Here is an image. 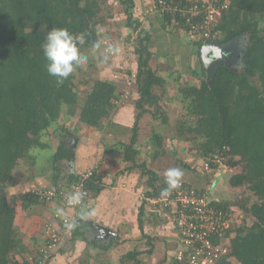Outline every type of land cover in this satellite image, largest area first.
<instances>
[{
    "label": "trees",
    "instance_id": "trees-1",
    "mask_svg": "<svg viewBox=\"0 0 264 264\" xmlns=\"http://www.w3.org/2000/svg\"><path fill=\"white\" fill-rule=\"evenodd\" d=\"M118 1L124 6L126 27L137 35L134 47L139 95L135 102L137 114L132 138L128 144L120 145L124 150V161L132 164L130 169L139 168L143 176L150 177L151 193L148 197L156 198L160 177L145 163H138L136 158L140 150L137 143L140 121L146 114H151L154 119L161 117L163 124L168 123L160 108L166 100L165 93L154 91L159 88L165 90L168 84L152 66V59L157 55L151 49L153 36L140 20L134 18L135 1ZM229 2L218 24L211 29V38L220 45H226L247 37L242 57L244 71L220 65L214 76L208 77L201 60L206 40L195 42L193 45L200 65L194 74L199 72L200 86L179 89L184 97L182 101L185 103L187 100L188 103L185 104L186 115L179 120L176 131L179 138L194 133L201 136L199 151L204 161L210 162L213 172L218 166L212 162L215 156L224 158V165L229 169L240 167L242 171L229 179L230 186H248L257 198L245 210L255 219L254 223L248 228L235 229L231 238V254L218 264H233V261L237 264H264V36L260 29V21L264 19V0ZM100 10L98 0H0V264H21L14 260L12 254H21L25 249L14 226L16 210L8 196L2 193L10 183H14L13 174L20 161L33 166L37 150L49 149L46 139L51 130H61L62 137L58 138L57 149L50 159L55 179H59L63 172L62 164L71 161L75 154L70 140L75 129L66 128L61 118L64 123L78 118L81 124L102 129L115 108L113 100L118 97L116 84L97 79L81 99L72 79L68 77L58 84L56 78L48 74L41 47L47 32L58 27L68 29L73 35L85 33V43L79 47L93 48L94 42L99 41ZM168 21L169 17H162L163 29H167ZM151 144L153 161L166 155L161 134L154 133ZM174 157H177L176 153ZM78 177L75 173L70 174L68 185L57 188L71 186ZM26 196L39 201L30 191ZM215 205L221 209L239 206L232 202ZM142 217L143 208L139 215L141 230ZM76 224L72 230L74 238L89 241L84 230L86 225L83 222ZM140 255L141 252L135 251L124 259L142 264ZM174 261L179 264L175 257ZM22 264H39V261L36 259L29 263L25 260Z\"/></svg>",
    "mask_w": 264,
    "mask_h": 264
},
{
    "label": "crops",
    "instance_id": "crops-1",
    "mask_svg": "<svg viewBox=\"0 0 264 264\" xmlns=\"http://www.w3.org/2000/svg\"><path fill=\"white\" fill-rule=\"evenodd\" d=\"M134 1L135 8H138L141 0ZM144 25L142 22L143 27ZM149 26L153 36L151 47L153 44H159L158 47H162V55L166 56V61L178 69H182L178 63L183 65L187 61L190 63L191 57L192 61H195L197 49L193 45L194 42L183 37L184 33L180 32L177 35V32L163 29L161 20H156ZM144 28L148 30L147 26ZM196 65H199L198 60ZM124 81L125 79H122V82ZM134 95L133 99L137 101L138 92ZM136 111L134 103L125 104L118 109L112 121H106L102 129L90 128L83 124L78 126L75 118L71 120L73 123L66 122L68 128L71 130L77 128L78 131L72 136L76 143L74 158L64 162L62 168L68 171L60 173L59 179H55L50 160L43 165L41 172H37L36 162L30 171L25 168V164H21V169L23 168L24 172L28 171L26 177L28 187L23 192H19L17 188L19 194L9 197L11 206L16 210L14 226L25 248L21 254H15L18 263L38 260L39 252L45 243L44 226L54 222L55 210L61 207L67 217L86 225L84 230L89 241L74 238L72 231H67L63 247L55 252L46 264H133L124 257L135 251L141 252L139 260L142 264H175L174 257L179 245L170 214L162 213L158 206L145 201L148 193H151L148 183L150 177L143 176L139 168L130 169L132 164L124 161V150L120 144H128L131 140H128L126 130L133 128ZM62 124H65L64 121ZM49 144V149L55 152L58 143L56 142V146L51 142ZM137 148L140 150V155L136 158L138 163H145L148 169L156 172L160 178L163 177L168 168L157 167L156 164L160 163L162 158L152 160L151 142L138 141ZM40 153L42 152L37 151V157ZM91 169H95L96 172L88 183L90 197L84 206L94 213L89 219L81 218V209L70 210L58 202L45 203L26 196L33 189L66 186L70 174L75 173L79 176ZM33 170L35 173H32ZM15 188L12 187V190ZM142 208L143 230L139 225ZM143 235L147 237L144 238Z\"/></svg>",
    "mask_w": 264,
    "mask_h": 264
},
{
    "label": "rangeland",
    "instance_id": "rangeland-1",
    "mask_svg": "<svg viewBox=\"0 0 264 264\" xmlns=\"http://www.w3.org/2000/svg\"><path fill=\"white\" fill-rule=\"evenodd\" d=\"M100 5V13L99 19L100 23L97 26L99 42L102 45L103 42H109L112 46L118 47L120 51L116 53V56L109 58L107 62H101L98 57H100L103 53L101 48L99 50H94L93 48H80V50L89 56V62L86 67L83 69H77L74 71L72 75L69 76L71 81L74 83V88L80 95L81 99L85 97L86 93L91 89L93 82L97 79L103 80H111L113 75L116 73H120L123 76L127 77L129 74H136L138 70L135 55V42L137 40V35L135 33L130 32V30L126 27V15L124 14V6L119 3L118 0H98ZM135 19H142L144 27H148L150 29V24L155 22L156 20H161L162 17L153 10L152 0H141V4H139L138 8H135L133 11ZM150 22V23H149ZM260 29L261 34L264 36V19L260 21ZM180 32H177V35ZM184 38L189 39V37L185 34H182ZM179 38V37H178ZM182 39V36H181ZM234 48L236 49L235 60L232 62L233 68L240 70V72L244 71L245 64L243 62V52L247 45V37H242L234 40L232 42ZM159 44H153L152 50L155 51L157 55H155L152 59V66L154 69H157L159 75L167 80V86L165 90L154 89L158 94H161L162 91L165 93L166 100L161 103V110L166 114L168 118V123L163 124L161 117L159 119H154L151 114H146L141 122L140 129L138 135V141L142 142H151V138L154 133H159L163 136V146L166 151V155L162 158L163 160L156 164L157 167L166 166L167 168L178 167L182 170L183 176L182 180L191 184L195 189L199 191H205L210 199H217L220 202H232L234 209H238L239 213L243 216V221L238 225V228L252 226L255 219L245 210L253 203L257 201V198L253 195V193L249 190L248 186H243L241 188H232L229 184V179L234 175L238 174L242 171V169L234 168L229 169L225 166L224 158L218 156L216 163L218 166L215 168V171L211 169V172H204V159L199 151V144L202 141L201 136L197 133L190 135H183L179 138V134L176 131V126L180 119H183L186 115L187 110H185L186 106L182 101L183 95L180 93L182 87L187 88L188 86H200V77L199 72L197 75L194 74V71L199 69V65L197 66V56L194 57L195 61L186 63L183 65L182 63H178L179 68L177 66L170 64L169 61H166V56L162 55V47H158ZM222 46V45H221ZM128 53V54H127ZM125 57V58H124ZM169 59V58H168ZM177 67V68H176ZM122 82V81H121ZM118 97L113 100L120 102L114 103L115 108L112 111V115L106 121H112L115 113L119 108L123 107L125 104H135L134 94L137 92V85L133 84L132 86H127L126 83H118ZM123 90H128L130 92L129 98L122 97L124 94ZM180 94V96H179ZM179 96V97H178ZM177 98V99H176ZM122 105V106H120ZM137 114V111H136ZM147 119H149L147 121ZM60 121H63L62 118ZM78 126L81 125L79 123L78 118H75ZM104 121V125L106 123ZM71 122V120L69 121ZM73 123V121L71 122ZM65 127L68 125L65 123ZM84 125V124H83ZM77 128H75V134L77 133ZM128 133L127 138L130 140L133 135L132 129H127ZM62 137L61 130L59 132H55L51 130L46 141L55 146L57 145L58 138ZM74 137L70 138L71 144L75 146ZM38 157L35 159L37 164V172L43 170V165L50 160L54 154L53 149L49 150H41ZM174 153H176V158L174 157ZM24 161H20V166L15 170L13 174V182L10 183L7 189L3 190L2 193L7 195L8 198L10 196L15 197L19 194V192L26 191L27 185L29 184L28 179V171L31 170L32 164L23 163ZM21 164H25L26 172L22 168ZM64 165V163L62 164ZM60 165V166H62ZM66 165V164H65ZM188 166V167H187ZM66 167H64L65 169ZM52 169V168H51ZM24 170V171H23ZM66 170V169H65ZM62 171L65 172L62 168ZM68 171V170H66ZM24 172V173H23ZM52 172V170H51ZM35 173V170L32 171ZM220 181L217 183L215 187H213L214 183H216L217 179ZM12 187H16L12 190ZM17 188L20 190L17 191ZM14 192V194H13ZM235 234L232 235V237ZM16 255L13 253L12 257ZM233 264H237L233 261Z\"/></svg>",
    "mask_w": 264,
    "mask_h": 264
},
{
    "label": "built area",
    "instance_id": "built-area-1",
    "mask_svg": "<svg viewBox=\"0 0 264 264\" xmlns=\"http://www.w3.org/2000/svg\"><path fill=\"white\" fill-rule=\"evenodd\" d=\"M229 0H152L153 9L161 17H169L167 29L177 30L189 37L191 42L206 40L205 45L211 43V29L221 19L223 11L229 7ZM180 25L175 29V25ZM209 42V43H208ZM112 46L103 42L101 51ZM128 54V53H127ZM116 54L110 56V58ZM125 77V76H124ZM137 73L129 74L122 83L132 86L136 82ZM123 76L120 73L113 75L111 82L118 86ZM122 97L129 98L130 92L123 90ZM114 103H120L114 101ZM122 106V105H120ZM215 156L212 162H215ZM204 172H210V162L204 161ZM95 169L85 171L71 186L65 188L33 189L30 194L45 203L58 202L70 210L80 209L79 206H68L65 200L66 193L81 191L84 195L83 205L90 197L88 183L94 176ZM159 193L156 198H145L152 205L158 206L162 213L170 214L178 236V249L175 259L179 264H218L231 254V238L243 221L238 209L229 207L221 209L215 204L219 200L210 199L205 191L195 189L191 184L180 180L179 186L167 194L162 195L166 187L164 175L158 182ZM215 203V204H214ZM68 220H74L70 217ZM59 222L57 223L56 221ZM75 221V220H74ZM65 217L55 214L54 222L44 226L45 243L39 252V264H46L55 252L64 245Z\"/></svg>",
    "mask_w": 264,
    "mask_h": 264
},
{
    "label": "clouds",
    "instance_id": "clouds-1",
    "mask_svg": "<svg viewBox=\"0 0 264 264\" xmlns=\"http://www.w3.org/2000/svg\"><path fill=\"white\" fill-rule=\"evenodd\" d=\"M85 33L73 35L66 28L53 27L47 32L42 44L43 55L46 59V70L48 74L56 78V82L63 83L77 69H83L89 62V56L84 54L80 47L85 43ZM101 44L99 41L94 42L93 49L99 50ZM120 49L115 46L104 48L103 54L98 57L101 62H107L110 56L118 53ZM74 172V169H72ZM183 172L178 167L168 168L164 172V183L166 187L162 190V195L167 194L171 190L179 186ZM84 193L81 191H72L66 193L65 200L68 206H79L80 216L82 219H89L94 213L91 209L85 208L83 205ZM55 214L65 217V228L71 232L77 227L74 220H68L63 208L58 207Z\"/></svg>",
    "mask_w": 264,
    "mask_h": 264
},
{
    "label": "water",
    "instance_id": "water-1",
    "mask_svg": "<svg viewBox=\"0 0 264 264\" xmlns=\"http://www.w3.org/2000/svg\"><path fill=\"white\" fill-rule=\"evenodd\" d=\"M232 42L221 46L214 40L204 45L201 50V60L208 77L212 78L216 68L220 65L233 67L231 63L234 62L236 58V49ZM219 181L220 179L218 178L213 187H215Z\"/></svg>",
    "mask_w": 264,
    "mask_h": 264
}]
</instances>
